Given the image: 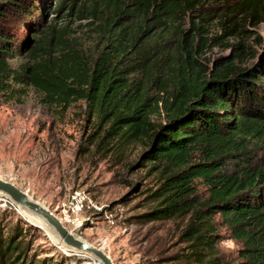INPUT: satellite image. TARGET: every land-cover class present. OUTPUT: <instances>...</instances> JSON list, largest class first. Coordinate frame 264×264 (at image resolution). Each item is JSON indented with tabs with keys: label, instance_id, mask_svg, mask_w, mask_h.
Returning a JSON list of instances; mask_svg holds the SVG:
<instances>
[{
	"label": "trees",
	"instance_id": "trees-1",
	"mask_svg": "<svg viewBox=\"0 0 264 264\" xmlns=\"http://www.w3.org/2000/svg\"><path fill=\"white\" fill-rule=\"evenodd\" d=\"M39 1L0 0V95L32 87L62 113L82 102L99 129L90 142L101 136L112 152L141 143L139 165L159 186L140 218L187 220L181 264H264V46L243 40L247 24L264 22V0H226L217 15L215 0H60L55 13L87 21L76 28L48 21L52 1ZM216 22L223 34L212 36ZM213 43L232 54L209 66ZM222 227L235 258L218 253ZM26 233L0 227V264H57L30 257Z\"/></svg>",
	"mask_w": 264,
	"mask_h": 264
},
{
	"label": "rangeland",
	"instance_id": "rangeland-1",
	"mask_svg": "<svg viewBox=\"0 0 264 264\" xmlns=\"http://www.w3.org/2000/svg\"><path fill=\"white\" fill-rule=\"evenodd\" d=\"M47 1L40 0L39 5ZM51 1L52 7L46 11L48 21L57 18L61 24L70 22L73 28L87 22L76 21L74 16L65 18L67 10L55 13L60 0ZM210 6L217 15L228 4L226 0H215ZM41 10L37 7L34 17L41 19ZM219 26L216 22L211 28L212 36L223 34ZM246 28L249 32L244 42L251 51H260L264 46L261 43L264 22L258 26L247 24ZM78 30L83 40L90 39L89 29ZM238 40L229 41L234 44ZM231 54L229 47L213 43L202 59L207 62L209 59L211 66L217 58ZM255 60H247L246 64ZM22 94L13 100L0 95V177L16 183L49 206L71 231L102 246L117 264H181L176 257L187 249V242L180 237L187 220L144 222L140 218L154 206L149 196L159 186L152 165H139L145 149L142 144H131L113 152L104 149L99 146L101 136L90 142L91 134L99 129L95 118L86 113L84 103H73L62 113L46 107L42 95L32 87L24 89ZM153 119L159 123L164 116L157 114ZM199 189L206 192L202 184ZM4 198L0 194V227L6 235L17 225L24 227L30 257L51 259L57 264H99L94 258L69 251L53 241L34 224L37 222ZM221 233L218 253L226 259L237 257L238 244L224 227Z\"/></svg>",
	"mask_w": 264,
	"mask_h": 264
},
{
	"label": "water",
	"instance_id": "water-1",
	"mask_svg": "<svg viewBox=\"0 0 264 264\" xmlns=\"http://www.w3.org/2000/svg\"><path fill=\"white\" fill-rule=\"evenodd\" d=\"M0 194L10 199L12 201L11 205L14 206V208L17 209V206H20L22 210H28L32 214L40 217L56 236L55 238L49 237L53 241L55 240L58 242L65 249L81 252L86 255H93L94 259L99 261V264H117L102 246H97L94 243L87 241L79 234L71 231L65 224H63L61 219L50 209L49 206L33 197L27 190L18 186L16 183L0 177ZM30 223L33 224L32 222ZM34 224L43 229L41 225Z\"/></svg>",
	"mask_w": 264,
	"mask_h": 264
},
{
	"label": "bare ground",
	"instance_id": "bare-ground-1",
	"mask_svg": "<svg viewBox=\"0 0 264 264\" xmlns=\"http://www.w3.org/2000/svg\"><path fill=\"white\" fill-rule=\"evenodd\" d=\"M2 195V194H1ZM4 196V195H2ZM7 200H5L6 202H8L9 204H11V200L8 199L6 196H4ZM4 198V199H5ZM17 206V205H16ZM19 212L22 214H25L26 216H28L33 222H37L38 224H40L43 227V230L51 237V238H55L56 236L54 235V233H52V230L49 228V226L47 224L44 223V221H42V219L38 216H36L35 214H32L31 212H29L28 210H22V208H20V206H18ZM81 255V254H80ZM92 257L94 258L93 255L87 254V257ZM86 257V256H85ZM90 257V258H91Z\"/></svg>",
	"mask_w": 264,
	"mask_h": 264
}]
</instances>
